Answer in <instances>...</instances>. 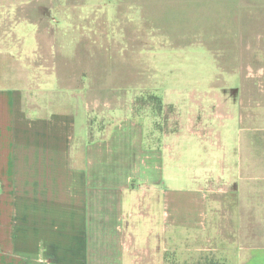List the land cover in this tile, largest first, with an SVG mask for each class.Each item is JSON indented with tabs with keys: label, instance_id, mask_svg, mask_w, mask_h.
I'll return each mask as SVG.
<instances>
[{
	"label": "crops",
	"instance_id": "obj_1",
	"mask_svg": "<svg viewBox=\"0 0 264 264\" xmlns=\"http://www.w3.org/2000/svg\"><path fill=\"white\" fill-rule=\"evenodd\" d=\"M52 11V0H0V264H161L164 249L210 242L233 247L235 264L238 249L239 264H264V138L241 140L218 174L235 180L230 235L206 184L222 154L174 153L152 118L128 111L97 128L86 106L35 104L55 91L36 84L34 60L35 17Z\"/></svg>",
	"mask_w": 264,
	"mask_h": 264
},
{
	"label": "rangeland",
	"instance_id": "obj_2",
	"mask_svg": "<svg viewBox=\"0 0 264 264\" xmlns=\"http://www.w3.org/2000/svg\"><path fill=\"white\" fill-rule=\"evenodd\" d=\"M52 9L35 17L34 60L36 84L55 91L33 93L35 104L86 106L97 128L128 111L152 118L156 143L174 153L201 144L222 154L206 184L233 235L228 172L241 140L264 138V0H52ZM209 246L164 249L161 264H235L233 247Z\"/></svg>",
	"mask_w": 264,
	"mask_h": 264
}]
</instances>
